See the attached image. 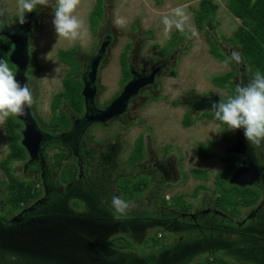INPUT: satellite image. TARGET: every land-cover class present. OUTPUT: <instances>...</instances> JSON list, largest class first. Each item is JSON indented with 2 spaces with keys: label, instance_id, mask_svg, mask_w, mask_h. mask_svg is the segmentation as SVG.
Wrapping results in <instances>:
<instances>
[{
  "label": "rangeland",
  "instance_id": "obj_1",
  "mask_svg": "<svg viewBox=\"0 0 264 264\" xmlns=\"http://www.w3.org/2000/svg\"><path fill=\"white\" fill-rule=\"evenodd\" d=\"M212 1L217 5L214 16L212 19L206 18L205 21L203 19L201 23L204 15L199 9V0H104L103 17L96 23L98 28L94 33L90 25V15L96 0H81L75 15L84 22L83 37L74 41L58 39L52 23L54 0H50L49 6H38L32 12L34 17L29 32L31 58L26 73L33 77L31 81L34 95L33 111L51 125L59 126L66 121L67 117L61 114L60 108L55 106L53 101L55 95L64 90L63 78L70 69L58 58L59 50L77 46L76 56L83 62L84 70L89 58L95 56L100 44L103 40H107L108 44L105 47L97 73L95 97L97 107L110 101L120 92L123 60L141 72L163 64L155 77V85L142 89L128 104V109L123 117L112 119L103 127H90L86 133V142L96 152H105L108 146H115L113 162L117 166L113 167L111 174L108 173L111 198L113 195H119L125 199L122 185H136L138 182L148 183V178L144 174L141 175L143 170L140 168L144 164L148 165L152 158L148 149L154 152L153 155L160 156L162 149L164 153L169 151V148H163L165 145L173 146L170 154L174 156V160L178 159L180 164L176 166L178 178L173 180L163 193L166 195L167 201L171 200L172 196L181 194L182 199L192 205L195 202L199 203L202 198L210 196L212 190L215 193L211 201H214L215 197L222 195L223 192L231 196L235 191L234 184L229 182V178L237 166L227 171L221 185L217 184L218 186H216L214 180L217 172L223 171L236 159L235 154H227L228 152L223 150L222 143H217L223 137L220 123L208 115L203 116L204 113L192 108L191 104L204 97L221 100L232 96L228 87H217L212 79L232 71L234 65V74L230 80L235 87L237 84H247L252 76L260 70L245 63L238 46L233 43V40L230 41V38L234 39L233 35L239 26L248 27L250 19L230 11L227 7V0ZM4 2L8 9L6 26L9 29H15L19 23L16 19L17 0H4ZM177 6H182L185 9L189 17L188 26L196 30L198 37L189 38V33L188 37L176 48L171 49L167 55H161L162 47L171 40V35L175 30L173 28L171 33L165 36L162 18L165 15H171L172 9ZM117 21L122 23L118 24ZM148 31L150 32L149 36L147 35ZM178 35L181 36V34ZM233 51L240 53L242 57L240 63L229 60ZM48 55L50 59L47 58ZM222 57L225 59L222 60ZM30 66H36L38 70H32ZM173 71L174 73H172ZM60 107L66 112L71 110L66 101H61ZM187 112L193 119L190 125L182 123ZM207 112L210 111L207 110ZM59 116L60 119H58ZM140 134L142 137H138ZM139 141L143 145L142 155L143 157L146 155V159L139 163L130 162ZM200 143L203 144L204 150L225 156L230 155V159L220 161L215 156L200 157L197 151V145ZM261 145L264 148V143ZM7 151L8 138L2 123L0 124V160L5 157ZM64 151L55 145L46 150L54 180H61V173L64 179L70 172L69 166L63 161L52 165L55 163L52 161V153L61 152L62 154ZM180 156L182 159L179 158ZM12 165L16 176L22 177V165L19 162ZM103 166L105 167L106 164H101L98 171ZM91 173H89L90 176ZM5 182H8V177L0 169L1 200H5L8 191ZM198 188L199 190H197ZM151 189L153 190L154 187L150 183L142 197L135 196L128 200L131 202V207L126 215L134 214L137 211L147 214L160 211L157 193L150 194ZM231 199L228 200L229 203ZM255 205L256 203L249 207H239L237 220L245 216L249 208H253ZM147 222L150 227L147 226L143 235L136 231L133 234L116 232L113 242L118 246L127 245V248L121 250L134 253L136 258H139V254L156 255L160 253L161 248L171 240V238L169 239L171 236L166 230L153 226L151 221ZM179 235L186 238L193 234L184 232ZM231 236L233 237V234ZM154 237L161 241L156 246L152 245ZM220 255L225 257L222 253ZM32 257L43 264H67L66 261L59 259L47 260L36 256ZM202 258L203 255L189 257L182 264H197ZM27 259L22 256L19 261L23 264H40ZM0 263H4L3 259H0ZM231 263L247 264L239 259H234Z\"/></svg>",
  "mask_w": 264,
  "mask_h": 264
},
{
  "label": "flooded vegetation",
  "instance_id": "obj_2",
  "mask_svg": "<svg viewBox=\"0 0 264 264\" xmlns=\"http://www.w3.org/2000/svg\"><path fill=\"white\" fill-rule=\"evenodd\" d=\"M7 28L5 24V26L0 29V33L3 29L6 30ZM87 65L88 63L85 64L84 70L82 66L79 71L81 79L86 71ZM162 65L163 64L154 66L144 72L139 71L133 65H129V68L132 67L138 73L147 75L154 68L161 67ZM160 69L157 71L155 77ZM243 81L245 82L244 79ZM125 83L119 85L121 90ZM154 85L155 81L141 88L138 94L145 87ZM151 95L153 96V94ZM134 97L130 99L129 103ZM110 101H107L98 108H104ZM219 101L220 100L204 97L195 100L191 106L194 109L202 111L201 113H206L207 110L212 112L213 104ZM63 111L70 123L66 128L60 125H51L42 120L34 113L33 106L31 107V114L35 127L43 133L44 139L41 142L39 151L34 157L30 158L26 153L24 159L16 162L22 165V177L33 181L35 187L40 189L42 193L32 202L21 204L19 207H13L6 201V198L5 200L0 199V229H11L12 233H14L26 222L38 218L62 219L66 217H78L96 223H103L107 230L105 234L107 238L106 242L97 240L96 237H94L96 235L91 236L79 231L73 232L80 241L90 242L92 244V253L89 255L97 258V260L94 261L95 263L84 262L81 264H182L189 257L196 255H203L204 257L209 253H222L231 262H233L234 259H239L243 260V262L245 261L247 264H264V180L251 185L261 188L259 189V198L256 205L253 208H249L248 213L239 220H237V215L223 211L214 201H211L209 197L202 198L199 203L195 202L192 205L186 201L188 207L182 209L172 204L175 197L179 194L172 196V199L169 201L165 199L166 195H163L172 181L178 178L176 166L180 165L178 163L179 160H174V156L170 154L173 146L165 145L163 148L169 147V151L168 153H164L162 149L160 156L153 155L154 152L152 150L149 151L147 147L150 155L152 154V158L148 165L144 164L140 167L141 170H146L145 172L141 171V175L144 174L148 178V185L150 183L153 184L154 189H151L150 194L153 195L157 193L160 211L152 214L137 211L134 214L123 216L120 220H115L111 209V188L109 185L110 182L108 181V173L110 172L111 174L113 167L117 166L116 163L113 162L116 149L115 146L110 145L105 152H96V150L93 147L90 148V144L86 142V133L89 131L90 127H103L108 121L123 117L126 111L104 123L84 121V103L81 113L77 114L72 110L68 112L65 110ZM203 116L205 115L203 114ZM18 121L20 125L16 129L21 136L24 124L20 120ZM3 126L5 130V122ZM231 132L232 140L228 143H222V145L223 150L228 152L227 154H235L236 159H234V163L236 166L241 163L242 155L241 153L229 152L228 150L239 140H243L242 142L246 150L252 154L255 161L264 165L263 145L253 148L245 138L243 129H237ZM140 136L142 137V134L138 137ZM53 145L65 151L62 153L63 155L61 152L52 153V161H55L52 165L58 164L59 161H63L70 167V172L66 178L63 179L61 173V180H54L51 172L52 166L49 164L50 162L46 154V150ZM55 153L56 156L54 157ZM64 154L65 158L63 159ZM145 156L136 162L139 163L145 160ZM179 158L182 159V156ZM101 164H106V166H103L98 171ZM11 172L16 175L12 167ZM89 173L92 175L90 176ZM147 221H151L153 226L166 230L171 236L169 237L171 240L161 248L160 253L156 255L139 254V258H136L137 256L134 253L128 251L124 252V250L118 249L116 245H113L114 233L133 234V232L135 233L136 231L143 235L148 226ZM184 232H191L193 235L183 238V236L179 234ZM232 234L233 237L231 236ZM8 248V245L5 244L4 238L0 233V259H3V264H23L19 261L22 256L23 258H28L43 264L40 261H36L32 257V254L28 255L19 250L12 251Z\"/></svg>",
  "mask_w": 264,
  "mask_h": 264
},
{
  "label": "trees",
  "instance_id": "obj_3",
  "mask_svg": "<svg viewBox=\"0 0 264 264\" xmlns=\"http://www.w3.org/2000/svg\"><path fill=\"white\" fill-rule=\"evenodd\" d=\"M103 1L104 0H96L94 5V9L90 15V25L93 28V32L96 33L98 24L103 17ZM227 7L233 13H238L239 15H244L250 19V24L248 27L239 26L235 33L234 39L230 38V41L233 40V43L238 46L242 57L245 60V63H249L250 66H255L260 70V73L264 75V0H227ZM217 8V5L212 0H199V9L203 13L204 17L201 19V23L208 19H212L214 16V12ZM95 25V26H94ZM94 26V27H93ZM178 34H181L179 36ZM148 36L150 32L148 31ZM188 34H182L176 29L171 35V40L162 47L161 55H167L168 52L176 48L180 43H182ZM211 42V41H210ZM12 48L11 42L5 37L0 35V59H6L9 63V66L14 71L13 64L10 63L8 59L9 52ZM77 46H74L70 49L59 50L57 55L58 58L66 65L70 67L68 72L63 78V86L64 90L55 95L53 101L54 105L59 107L61 110V114L65 117L63 109L60 107L61 101H66L70 109L75 113H81L83 111V97L81 95V89L83 86L82 79L78 76V73L82 67L81 60L76 56ZM225 58L222 57V60ZM122 70H123V78L121 84H124L130 78L129 72V64L126 60H123ZM235 66V65H234ZM234 66L232 71L222 75L215 76L212 81L215 86L220 88L230 89L232 95L235 93V86L230 80L232 75L234 74ZM32 70H38V67L30 66ZM174 73V71L172 72ZM211 119L216 122H219L215 119L213 113L206 112ZM189 113L187 112L182 120V123L185 125H190L193 121L191 117H189ZM60 119V116L58 117ZM220 123V122H219ZM69 120L66 117V121L62 122L60 126L64 128L69 126ZM20 125V122L15 118V116H9L5 120V132L8 138V151L0 160V169L5 172L8 177V182H5V186L7 187L6 201L11 204L13 207H19L21 204H28L41 195L42 191L35 187L34 183H31L30 180L25 178H20L14 175L11 172V166L14 162L18 160L24 159L26 156L25 148L20 144V133L17 131V127ZM220 130L223 133V137L217 141V143H228L232 140V132L231 130H227L226 125H222L220 123ZM141 139V138H139ZM138 139V140H139ZM142 143H138V146L133 151L134 157L130 158V162H135L143 158L142 155ZM169 148V147H167ZM168 150V149H167ZM197 151L199 156L202 158H208L210 156H215L216 159L220 161H224L226 159H230V155H220L217 153L208 152L203 149V144L197 145ZM236 166L234 160L232 163L225 168L223 171H219L215 174V184L216 186L221 185L222 180L225 179L227 171L230 168ZM70 170V167H69ZM218 184V185H217ZM148 186V183L138 182L136 185H122L125 200H130L133 197H142L144 190ZM204 187V186H200ZM235 191L232 192V195H227L225 192L222 195H218L215 197V204L224 211L229 213H233V215H237L239 211V207H249L255 204L259 198L260 190L258 186H237L234 184ZM250 188V189H249ZM199 190V188L197 189ZM215 193L212 190V193L209 197L210 200H213V194ZM232 198V199H231ZM231 199L229 203L228 200ZM162 200V199H161ZM163 201V200H162ZM77 202V201H76ZM173 205H177L179 208L186 209L188 207L186 201L182 199V195H177L172 202ZM229 206H228V205ZM228 206V208H226ZM231 213V214H232ZM160 239L153 238L152 245H158L160 243ZM112 243V241H111ZM115 246L116 244L113 243ZM118 249L127 248L125 246H118ZM30 255V254H28ZM56 259V258H55ZM74 264V263H73ZM78 264V263H75ZM80 264V263H79ZM197 264H232L227 258L221 256L218 253H209L204 256Z\"/></svg>",
  "mask_w": 264,
  "mask_h": 264
},
{
  "label": "water",
  "instance_id": "obj_4",
  "mask_svg": "<svg viewBox=\"0 0 264 264\" xmlns=\"http://www.w3.org/2000/svg\"><path fill=\"white\" fill-rule=\"evenodd\" d=\"M26 22L18 23L15 29H3L1 35L5 36L12 44L8 59L14 66L17 81L23 85L28 83L26 71L30 63L29 54V32L32 24V12L26 13ZM107 40L100 44L95 56H92L82 75L83 86L81 95L83 97L86 122L104 123L109 119L124 113L132 97L138 94L139 90L155 81V75L160 67L154 68L147 75H143L129 68L131 78L125 83L122 90L104 108H98L94 104L96 94V80L98 68L105 52ZM24 124L21 131L20 144L25 148L27 155L32 158L40 149L43 133L35 127L31 114V108L26 109L23 116H15ZM239 140L229 152L241 153L242 160L234 172L230 175L229 182L237 186H251L264 180V165L255 161L252 154L246 150L245 145ZM74 231H79L96 237L97 240L106 242V226L101 222H93L84 218H38L26 222L14 233L11 229H0L4 242L8 249L21 251L25 254L44 259H59L67 264L92 263L97 258L91 257L92 244L80 241ZM101 237V238H100ZM106 244V243H105ZM105 246V245H104ZM79 253V254H77ZM95 263V262H94Z\"/></svg>",
  "mask_w": 264,
  "mask_h": 264
},
{
  "label": "clouds",
  "instance_id": "obj_5",
  "mask_svg": "<svg viewBox=\"0 0 264 264\" xmlns=\"http://www.w3.org/2000/svg\"><path fill=\"white\" fill-rule=\"evenodd\" d=\"M81 0H54L53 25L58 39L77 40L83 37L84 22L75 15ZM50 0H17V18L20 24L26 22V13H31L38 6H49ZM34 17V16H33ZM33 19V18H32ZM188 15L182 6L172 9L171 15L162 18L164 34L168 36L173 28L189 38L198 37L194 28L188 26ZM8 22V9L4 0H0V29ZM121 24V21H117ZM31 54V46L29 49ZM50 59L49 55L47 57ZM230 61L240 63L242 57L233 51ZM28 83L21 85L16 74L6 59H0V124L9 116H23L26 109L34 103L31 81L33 77L26 73ZM215 119L227 130L243 129L250 145L255 148L264 143V75L257 71L247 84H237L235 94L221 99L212 106ZM131 202L122 196L113 195L111 209L113 218L120 220L127 214Z\"/></svg>",
  "mask_w": 264,
  "mask_h": 264
},
{
  "label": "crops",
  "instance_id": "obj_6",
  "mask_svg": "<svg viewBox=\"0 0 264 264\" xmlns=\"http://www.w3.org/2000/svg\"><path fill=\"white\" fill-rule=\"evenodd\" d=\"M249 24H250V22H249ZM249 24H248V25H249Z\"/></svg>",
  "mask_w": 264,
  "mask_h": 264
}]
</instances>
